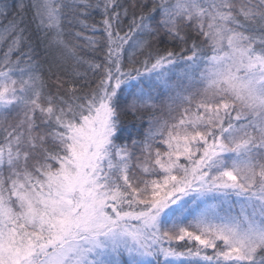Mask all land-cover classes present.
Masks as SVG:
<instances>
[{
    "label": "snow or ice",
    "instance_id": "snow-or-ice-1",
    "mask_svg": "<svg viewBox=\"0 0 264 264\" xmlns=\"http://www.w3.org/2000/svg\"><path fill=\"white\" fill-rule=\"evenodd\" d=\"M0 264H264V0H0Z\"/></svg>",
    "mask_w": 264,
    "mask_h": 264
}]
</instances>
